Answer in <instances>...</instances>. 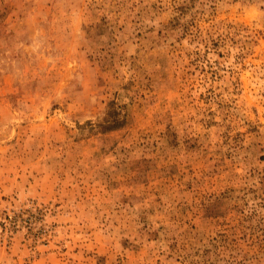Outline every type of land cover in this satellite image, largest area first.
<instances>
[{
    "label": "rangeland",
    "instance_id": "1",
    "mask_svg": "<svg viewBox=\"0 0 264 264\" xmlns=\"http://www.w3.org/2000/svg\"><path fill=\"white\" fill-rule=\"evenodd\" d=\"M0 264H264V0H0Z\"/></svg>",
    "mask_w": 264,
    "mask_h": 264
}]
</instances>
